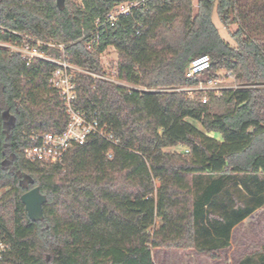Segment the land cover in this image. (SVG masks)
Here are the masks:
<instances>
[{
    "label": "trees",
    "instance_id": "obj_1",
    "mask_svg": "<svg viewBox=\"0 0 264 264\" xmlns=\"http://www.w3.org/2000/svg\"><path fill=\"white\" fill-rule=\"evenodd\" d=\"M79 1L60 10L57 0H0V42L54 41L97 75L114 47L118 79L135 88L80 76L78 109L122 146L94 137L62 164L28 162L30 134L60 133L68 122L50 85L56 65H28L0 45V239L9 246L0 264H155L154 249L229 247L233 230L264 207V0H199L197 13L194 0ZM129 2L139 3L130 15L96 28ZM215 10L225 28L237 27L235 46ZM205 55L207 72L227 70L239 87L195 99L178 91L197 84L185 73ZM177 146L187 151H167ZM35 187L48 199L38 222L21 201ZM258 253L239 264H264V248Z\"/></svg>",
    "mask_w": 264,
    "mask_h": 264
},
{
    "label": "built area",
    "instance_id": "obj_2",
    "mask_svg": "<svg viewBox=\"0 0 264 264\" xmlns=\"http://www.w3.org/2000/svg\"><path fill=\"white\" fill-rule=\"evenodd\" d=\"M139 3H124L116 6L102 21L97 19L96 28L102 25L114 27L123 16H128ZM99 34L93 36L89 42L88 48L91 50L95 44H98ZM8 47L12 52L20 54L22 59L31 65L35 62H50L56 65L52 72L50 85L55 89L63 103L65 112L68 116L66 128L60 133L37 131L30 134V144L24 149V157L28 162L39 164L44 167H51L62 164L73 148L83 146L90 138L98 137L105 140L112 148L121 147L122 142L112 131L105 128L96 116H89L86 112L78 109V90L77 79L80 76H90L109 80L103 75H97L72 64L65 55V45L53 44L50 42L38 41L35 46H14L11 44H2ZM46 47L47 50L42 48ZM56 48L60 52V59H53L49 55V48ZM211 67L209 56H201L191 62L186 70V79H199ZM117 84L115 81H111ZM123 85V84H118ZM124 86H127L124 85ZM188 88H181L178 91H187ZM200 92H210V90L200 88ZM203 103H207L204 98ZM112 158V152L108 153ZM9 249V246L0 239V260L2 255Z\"/></svg>",
    "mask_w": 264,
    "mask_h": 264
},
{
    "label": "rangeland",
    "instance_id": "obj_3",
    "mask_svg": "<svg viewBox=\"0 0 264 264\" xmlns=\"http://www.w3.org/2000/svg\"><path fill=\"white\" fill-rule=\"evenodd\" d=\"M79 3V0H74ZM199 0H194L195 13L198 11ZM66 5V0H65ZM213 22L219 29L221 36L235 46L234 41L231 38V34L237 30L236 26L225 28L217 15L216 10L213 13ZM57 44L54 41H43ZM3 43L0 42L2 46ZM49 55L57 60L60 52L52 47L49 48ZM61 58V57H60ZM100 62L102 70L104 72L103 77L109 79L106 81H115L117 84L126 85L127 83L122 82L118 79L117 68L119 62V55L114 47H109L101 56ZM99 80L100 78H93ZM130 88L135 86L127 84ZM210 90L209 93H214L220 97L221 92L226 89H237L239 84L237 83L233 74L229 71L220 69L216 72L209 71L203 74L197 79V84L188 88L184 91L187 96L191 99L197 98V94L200 93V88ZM140 90H147L146 88L139 87ZM181 92V91H180ZM209 101L208 97H204ZM202 98V101L203 99ZM218 140H222L220 135L210 134ZM167 151L185 153L187 149L182 146H177ZM28 185V182H26ZM6 190H0V195ZM161 221L157 220L156 228L161 227ZM264 248V207L257 210L242 223H240L232 232L230 246L227 248L220 249L215 253H206L197 249H183V248H161L153 250V258L155 264H239L242 260H245L248 256H258V252Z\"/></svg>",
    "mask_w": 264,
    "mask_h": 264
},
{
    "label": "water",
    "instance_id": "obj_4",
    "mask_svg": "<svg viewBox=\"0 0 264 264\" xmlns=\"http://www.w3.org/2000/svg\"><path fill=\"white\" fill-rule=\"evenodd\" d=\"M57 6L60 10H63L65 8V0H57ZM47 200V196L42 194L39 187L33 188L21 197L27 214L33 222L44 220L43 206L47 203Z\"/></svg>",
    "mask_w": 264,
    "mask_h": 264
}]
</instances>
